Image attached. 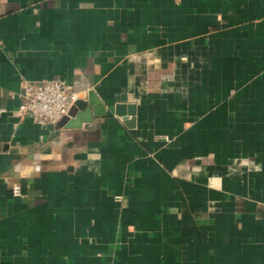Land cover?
Listing matches in <instances>:
<instances>
[{"label": "crops", "instance_id": "1", "mask_svg": "<svg viewBox=\"0 0 264 264\" xmlns=\"http://www.w3.org/2000/svg\"><path fill=\"white\" fill-rule=\"evenodd\" d=\"M58 77L106 114L17 113ZM0 108V264H264V0H0Z\"/></svg>", "mask_w": 264, "mask_h": 264}, {"label": "built area", "instance_id": "2", "mask_svg": "<svg viewBox=\"0 0 264 264\" xmlns=\"http://www.w3.org/2000/svg\"><path fill=\"white\" fill-rule=\"evenodd\" d=\"M23 102L17 109L20 116L29 115L38 123H58L69 115L72 105L80 98V92L64 78L25 80ZM4 109L0 108V112ZM13 193L21 194L20 184L13 185Z\"/></svg>", "mask_w": 264, "mask_h": 264}, {"label": "water", "instance_id": "3", "mask_svg": "<svg viewBox=\"0 0 264 264\" xmlns=\"http://www.w3.org/2000/svg\"><path fill=\"white\" fill-rule=\"evenodd\" d=\"M117 115L124 118V122L130 127L135 126L136 105L118 103L115 106ZM106 112L104 104L96 91L90 89L86 98H78L72 105L69 115L64 116L58 123L66 128L81 127L83 123H90L94 117L103 116Z\"/></svg>", "mask_w": 264, "mask_h": 264}]
</instances>
